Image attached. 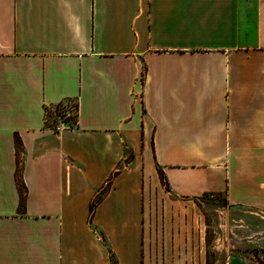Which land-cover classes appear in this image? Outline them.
<instances>
[{
	"label": "crops",
	"instance_id": "1",
	"mask_svg": "<svg viewBox=\"0 0 264 264\" xmlns=\"http://www.w3.org/2000/svg\"><path fill=\"white\" fill-rule=\"evenodd\" d=\"M208 193L264 212V0H0V264H209Z\"/></svg>",
	"mask_w": 264,
	"mask_h": 264
},
{
	"label": "rangeland",
	"instance_id": "2",
	"mask_svg": "<svg viewBox=\"0 0 264 264\" xmlns=\"http://www.w3.org/2000/svg\"><path fill=\"white\" fill-rule=\"evenodd\" d=\"M76 104L70 107L67 117H64L62 109L50 107L47 111V124L57 126L62 121L74 124ZM195 202L196 214L189 215L191 236L196 241L201 238L205 241L209 264L224 263L236 254L257 263L264 260V212L230 206L223 193H208L195 199Z\"/></svg>",
	"mask_w": 264,
	"mask_h": 264
},
{
	"label": "built area",
	"instance_id": "3",
	"mask_svg": "<svg viewBox=\"0 0 264 264\" xmlns=\"http://www.w3.org/2000/svg\"><path fill=\"white\" fill-rule=\"evenodd\" d=\"M74 103L76 104V102H74L73 100H65V101L59 103V107H60V109H62V110L64 111V114H63L64 117H67V115L70 114V107H71V106H74ZM75 107L77 108V104L75 105ZM54 108H55V107H54ZM46 121H48V120H47V114H46ZM64 124H67V125L71 126V125L68 124L67 122H63V121H62V123L59 124V125H57L56 127H61V126H63Z\"/></svg>",
	"mask_w": 264,
	"mask_h": 264
},
{
	"label": "trees",
	"instance_id": "4",
	"mask_svg": "<svg viewBox=\"0 0 264 264\" xmlns=\"http://www.w3.org/2000/svg\"><path fill=\"white\" fill-rule=\"evenodd\" d=\"M55 107H56V108H60V107H59V104L55 105ZM48 110H49V109L47 108V111H48ZM75 125H76V121H75V123L72 124L71 126H75ZM17 146H18V148L20 149V147H21V143H20L19 140H17ZM18 184H19V188H20V190H21V192H22V201L24 202V199H25V196H24L25 187H24V185H23V181H22L20 175H19ZM99 200H100V197H98V198L95 200V202H97V201H99ZM94 206H95L94 204L91 206V217H92V215H93V213H94Z\"/></svg>",
	"mask_w": 264,
	"mask_h": 264
}]
</instances>
